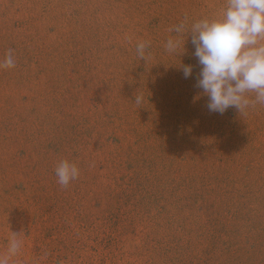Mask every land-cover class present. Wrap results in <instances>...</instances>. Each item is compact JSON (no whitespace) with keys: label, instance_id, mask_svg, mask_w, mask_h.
I'll return each mask as SVG.
<instances>
[{"label":"rangeland","instance_id":"1","mask_svg":"<svg viewBox=\"0 0 264 264\" xmlns=\"http://www.w3.org/2000/svg\"><path fill=\"white\" fill-rule=\"evenodd\" d=\"M226 3L0 0V60H15L0 69V254L12 233L21 244L8 264H264V104L210 112L191 36L172 31Z\"/></svg>","mask_w":264,"mask_h":264},{"label":"clouds","instance_id":"2","mask_svg":"<svg viewBox=\"0 0 264 264\" xmlns=\"http://www.w3.org/2000/svg\"><path fill=\"white\" fill-rule=\"evenodd\" d=\"M172 31L180 38L191 36L195 47L194 55L201 70L196 86L208 97L210 112L223 114L230 107L239 113L252 104H264V0H227L222 16L218 19L203 18L191 24L175 26ZM146 42L137 44V54L143 59ZM180 47V39L171 37L165 43L169 53ZM185 51V44H184ZM15 60L8 53L0 60V69L12 68ZM185 79L192 76L191 65H181ZM254 93L250 101L246 94ZM199 97H197L198 99ZM143 97L136 96L141 103ZM58 183L68 186L79 176V169L67 160L55 169ZM18 234L12 233L7 252L0 254V264H8L20 247Z\"/></svg>","mask_w":264,"mask_h":264}]
</instances>
